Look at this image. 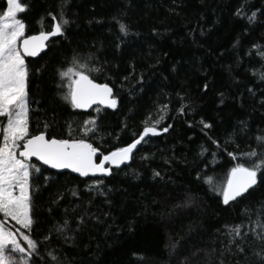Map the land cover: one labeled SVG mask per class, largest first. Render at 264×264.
I'll use <instances>...</instances> for the list:
<instances>
[{
  "label": "trees",
  "instance_id": "1",
  "mask_svg": "<svg viewBox=\"0 0 264 264\" xmlns=\"http://www.w3.org/2000/svg\"><path fill=\"white\" fill-rule=\"evenodd\" d=\"M27 2L31 10L19 18L30 35L51 30L56 21L49 13L58 17L65 0ZM6 6L0 0V13ZM238 9L246 14L264 10V0H68L64 12L71 23L65 34L50 41L40 56L25 58L30 132L48 124L56 138L88 139L107 154L138 138L145 121L150 125L165 115L157 127H172L150 136L130 161L113 167L111 176L81 178L35 162L42 174L33 177L39 223L31 235L40 242L34 264H49L50 249L71 264H184L185 257L189 264H219L218 257L225 264H241L242 256H220L227 241L217 229L245 220L246 207L255 220L264 185L226 206L222 194L198 178L225 180L236 163L245 162L242 154L256 146L254 135L264 129V56L253 48L264 52V15L249 24ZM113 17L129 26L128 36ZM74 56L82 62L91 57L90 67L104 66V74L92 76L113 88L115 109L81 110L63 100L68 81L59 72ZM177 92L187 93L192 111H176ZM163 104H168L166 113L160 111ZM91 117L101 128L94 137L83 133V122ZM202 118L212 130L202 131ZM240 121L252 131L237 134ZM96 179L103 181L99 190ZM189 198L192 202L184 206ZM81 217L84 223L76 229ZM65 219L75 229L74 242L55 236L45 241L49 229ZM210 249L217 251L206 256ZM248 264H257L256 258L249 255Z\"/></svg>",
  "mask_w": 264,
  "mask_h": 264
},
{
  "label": "snow or ice",
  "instance_id": "2",
  "mask_svg": "<svg viewBox=\"0 0 264 264\" xmlns=\"http://www.w3.org/2000/svg\"><path fill=\"white\" fill-rule=\"evenodd\" d=\"M68 3L61 5L59 16L52 15L55 24L51 31H40L36 35H25L27 24L24 19L19 18L20 14H25L31 10V4L27 0H6V10L0 13V264H34L39 257L40 242L32 238V230L39 223L36 218L34 195L32 191L34 184V174L41 175V168L32 163L35 157L42 161L44 165H49L55 169H72L81 176L96 175L97 173L111 176L113 167L119 168L121 164L133 158L134 150L138 145L147 142L150 135H158L161 131L167 133L172 125L158 128L157 125L166 118L161 115L159 119L152 120L150 125L145 121L143 131L139 137L124 147L116 148L113 151L103 154L99 147L94 146L88 139H58L51 135L49 125H44V130L32 134L30 126V98L28 92V81L30 75L29 65L25 56L35 57L47 47L45 41L49 37L63 36L67 26L71 23L70 18L65 14L64 7ZM259 15H264V10L255 9L246 14L241 9L237 10V15L247 19L249 24L257 21ZM43 19V18H41ZM118 30L123 36H128L129 26L123 20H117ZM155 31V30H154ZM119 47V45H117ZM259 55V46L253 45ZM92 58L86 61L78 56H74L70 66L59 72L62 80H67V91L62 98L70 103L73 108H87L93 101L99 100L102 104H107L111 108L117 107V99L114 96L113 88L108 83H97L92 73L104 74L103 65L90 67ZM175 71V68L173 69ZM255 75V73H254ZM260 79L264 82V72L260 73ZM128 80V77H124ZM143 80V76L140 77ZM208 83L203 85V90H207ZM223 95V94H221ZM180 106L176 111L185 114L193 110L190 97L187 93H176ZM221 99L220 103H223ZM168 104L160 106V111L166 113ZM99 111V109H98ZM203 130H212L213 125L203 118L199 122ZM83 133L86 136L94 137L100 130L97 117H91L83 122ZM239 133L251 132V128L246 121H240ZM71 135V126H69ZM230 138H231V134ZM50 137V138H49ZM209 140L218 145V141ZM255 147L243 153L245 162L236 163L228 172L226 179L219 181L211 176L198 178L210 186V190L222 194V202L230 206L233 202L251 195L258 186L264 185V129H259L254 135ZM207 151V149H202ZM100 155L99 162L96 158ZM234 160L239 159L233 153H229ZM146 154L143 159H148ZM107 165V166H106ZM160 172H154V177H159ZM47 179V178H45ZM103 181L96 179L94 187L99 190ZM39 190L38 187L36 189ZM76 195V193H73ZM192 199L189 198L187 204ZM251 207H246L243 211L245 220L234 225L223 226V231L217 232L224 237L227 243L222 244L225 254L231 256H242L244 260L241 264H248L249 255L256 258L257 264H264V203L258 202V210L255 212L256 219L252 220ZM9 221H14L15 226H8ZM84 223V218H80L79 229ZM254 225L248 227V224ZM23 229V231H22ZM251 235V239L249 236ZM55 236L63 238L64 243H73L75 229L70 222L65 219L57 222L49 233L44 237L49 241ZM175 243L171 245L175 249ZM203 251V250H198ZM216 249H210L204 254L211 256ZM193 256L197 253H193ZM49 264H71L58 250H47ZM219 264H225L223 259L217 258ZM184 264H189V257H185ZM235 264V262H233Z\"/></svg>",
  "mask_w": 264,
  "mask_h": 264
},
{
  "label": "water",
  "instance_id": "3",
  "mask_svg": "<svg viewBox=\"0 0 264 264\" xmlns=\"http://www.w3.org/2000/svg\"><path fill=\"white\" fill-rule=\"evenodd\" d=\"M54 24H55V22H54ZM54 24H53V25H54ZM51 30H52V29H51ZM51 30H49V31H51ZM46 32H47V31H46ZM36 34H39V32H38V33H35V34H30V35H36ZM56 37H57V36L49 37V39H48L47 41H45V43L48 44L50 41H52V40L55 39ZM46 49H47V47L44 48L43 50H41V51L38 53V55L35 56V57L25 56V58H28V57H30V58H36V57L40 56L43 52H45ZM97 83H99V82H97ZM95 106H101V107H103V108L113 109V108H111L110 106H108L107 104H102L99 100L93 101V102H92L87 108H79V109H81V110H88V109H91V108H93V107H95ZM150 136H152V135H150ZM150 136H149V137H150ZM139 146H140V145L137 146V149L139 148ZM137 149L134 150V153L136 152ZM100 158H102V157H100V155L98 154V156H97V158H96V162H97V163L99 162V159H100ZM32 161H33V162H36V163H38V164H40V165L43 166V167H46V168L50 169V170H52V171H54V172H56V173L67 172V173L73 174V175L78 176V177H81V178L107 176V175H103V174H99V173H97L96 175L89 174V176H81L79 173L74 172L72 169H67V168H65V169H55V168H52V167L49 166V165H44L42 161H39V160H38L37 158H35V157L32 158ZM127 162H128V161H127ZM127 162L121 164L120 167L124 166ZM106 166H107V165H106ZM112 167H115V166H112Z\"/></svg>",
  "mask_w": 264,
  "mask_h": 264
},
{
  "label": "rangeland",
  "instance_id": "4",
  "mask_svg": "<svg viewBox=\"0 0 264 264\" xmlns=\"http://www.w3.org/2000/svg\"><path fill=\"white\" fill-rule=\"evenodd\" d=\"M32 163L35 165V162L32 161ZM0 218H2V214H0ZM8 226H10V227L11 226L19 227V225H16L14 221H9V225ZM22 231H23V229H22Z\"/></svg>",
  "mask_w": 264,
  "mask_h": 264
}]
</instances>
